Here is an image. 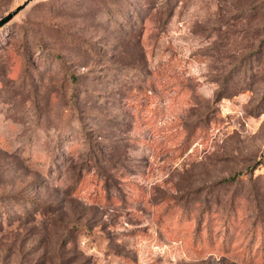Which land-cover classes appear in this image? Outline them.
I'll list each match as a JSON object with an SVG mask.
<instances>
[{
  "label": "rangeland",
  "instance_id": "obj_1",
  "mask_svg": "<svg viewBox=\"0 0 264 264\" xmlns=\"http://www.w3.org/2000/svg\"><path fill=\"white\" fill-rule=\"evenodd\" d=\"M0 264H264V0L5 20Z\"/></svg>",
  "mask_w": 264,
  "mask_h": 264
},
{
  "label": "water",
  "instance_id": "obj_2",
  "mask_svg": "<svg viewBox=\"0 0 264 264\" xmlns=\"http://www.w3.org/2000/svg\"><path fill=\"white\" fill-rule=\"evenodd\" d=\"M30 0H23L19 6H17L16 8H14L12 11L8 12L7 14L5 15H2L0 17V25L5 21L7 20L14 12H16L19 8L25 6Z\"/></svg>",
  "mask_w": 264,
  "mask_h": 264
},
{
  "label": "trees",
  "instance_id": "obj_3",
  "mask_svg": "<svg viewBox=\"0 0 264 264\" xmlns=\"http://www.w3.org/2000/svg\"><path fill=\"white\" fill-rule=\"evenodd\" d=\"M232 177H234V176L228 177V179H232Z\"/></svg>",
  "mask_w": 264,
  "mask_h": 264
}]
</instances>
